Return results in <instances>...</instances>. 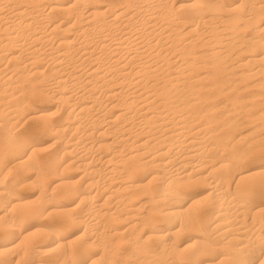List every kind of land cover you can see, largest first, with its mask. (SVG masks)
Listing matches in <instances>:
<instances>
[{"label": "bare ground", "instance_id": "1", "mask_svg": "<svg viewBox=\"0 0 264 264\" xmlns=\"http://www.w3.org/2000/svg\"><path fill=\"white\" fill-rule=\"evenodd\" d=\"M256 87L264 0H0V264H264Z\"/></svg>", "mask_w": 264, "mask_h": 264}, {"label": "rangeland", "instance_id": "2", "mask_svg": "<svg viewBox=\"0 0 264 264\" xmlns=\"http://www.w3.org/2000/svg\"><path fill=\"white\" fill-rule=\"evenodd\" d=\"M223 60H225L226 62L225 63H223V65H225V67L226 68H228V69H230L229 71H231L232 70V68H234L232 65V62L229 60V59H227V58H224ZM228 61V62H227ZM2 63H4V62H2ZM230 66V67H229ZM232 67V68H231ZM235 71L236 70H239V67H237V68H235L234 69ZM231 73V72H230ZM259 78V76H253V77H251V78H248L247 80H245L244 82H242L241 83V85L244 83V84H246L247 82L249 83V82H253V81H255V80H257ZM243 84V85H244ZM259 91H264L262 88H260V87H256ZM253 89H255V87H253ZM256 89V90H257ZM236 91V90H235ZM235 91L234 90H232L231 92L229 91V92H227V93H224V94H216L215 95V99L217 100V101H219V102H221V101H223L224 99H225V95L227 96V94H229V95H231V94H233V93H235ZM228 95V96H229ZM261 95V94H260ZM220 97V98H219ZM219 98V99H218ZM224 98V99H223ZM227 98V97H226ZM263 98V99H262ZM259 100V99H258ZM256 101L255 102V104H254V106L251 108V110L249 111L250 113H254L255 111H257V110H264V96H260V100L259 101ZM40 105H42V104H40V103H38L36 106H40ZM263 105V106H262ZM262 108V109H261ZM249 112H242V111H236V112H234L233 114H232V116H233V118H235L236 120H237V122L239 123L241 120H243V118L245 117V115L246 114H248ZM238 115H237V114ZM235 114V115H234ZM242 114V115H241ZM237 117V118H236ZM240 119V120H239ZM257 122H259L258 120H256ZM248 123V124H247ZM246 124V126H243V125H245ZM254 122H246V123H243L242 124V126L241 125H238V126H236L235 127V136L237 137V139H239L238 137H241L240 139V141L241 142H239V140H237L238 142H239V145L241 144H243V146L247 143V141L249 142V141H251V140H253V139H255V137H257L256 135L257 134H259L260 133V131H261V133H264V127H261V128H259V129H257V130H255V131H253L254 129H253V126H254ZM250 125H251V127H250ZM239 126H241V128L239 127ZM239 127V128H238ZM244 129V130H243ZM247 129V130H246ZM242 130V131H241ZM260 130V131H259ZM245 133H244V132ZM253 132V134H252V132ZM243 132V133H242ZM250 132V133H249ZM238 134V135H237ZM247 134V135H246ZM256 134V135H255ZM243 135H245V136H243ZM251 135V136H250ZM255 135V136H254ZM248 136H250V137H248ZM47 136H43L42 138L43 139H45L44 140V142H43V144H42V146L43 147H45V146H47L48 147V145H50L51 144V142L53 141L51 138V140L49 141L48 140V137L46 138ZM243 137H245V139L243 138ZM251 137H254V138H251ZM250 138H251V140H250ZM40 139V137H35L34 138V140H39ZM242 139H244V140H242ZM48 142H47V141ZM46 141V142H45ZM47 143V144H46ZM70 172L73 174V179L74 180H76V179H78L79 178V173L77 172V170H70ZM32 173V172H31ZM76 173V174H75ZM75 174V175H74ZM77 175V176H76ZM78 177V178H77ZM10 179V178H9ZM8 179V180H9ZM31 181V180H30ZM27 188V189H26ZM196 188H198V189H201V188H203V186L201 187V185L200 186H198V187H196ZM195 188V189H196ZM38 192V188L36 187V185L34 184V187H33V184L31 185L30 183H29V185L27 186V187H25V188H23V190H22V193L23 194H25L26 196H27V199H29V202L32 200V197H33V200L37 197L36 195H37V192L35 191V190ZM28 190V191H27ZM35 193V194H34ZM30 196H32V197H30ZM35 197V198H34ZM32 200V202H31V204H36V201H33ZM74 233V231H72L71 232V234H73Z\"/></svg>", "mask_w": 264, "mask_h": 264}]
</instances>
